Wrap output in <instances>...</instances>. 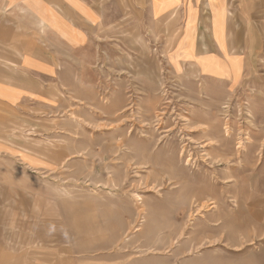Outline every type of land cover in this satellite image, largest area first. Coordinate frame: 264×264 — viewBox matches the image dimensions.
<instances>
[{
  "label": "rangeland",
  "instance_id": "obj_1",
  "mask_svg": "<svg viewBox=\"0 0 264 264\" xmlns=\"http://www.w3.org/2000/svg\"><path fill=\"white\" fill-rule=\"evenodd\" d=\"M139 3L98 0L51 103L13 113L0 264H264V15L163 30Z\"/></svg>",
  "mask_w": 264,
  "mask_h": 264
},
{
  "label": "crops",
  "instance_id": "obj_2",
  "mask_svg": "<svg viewBox=\"0 0 264 264\" xmlns=\"http://www.w3.org/2000/svg\"><path fill=\"white\" fill-rule=\"evenodd\" d=\"M97 1L0 0L1 190L7 185L8 178L5 179V174L10 173L8 168H11L13 161L19 163L27 158L21 148L13 147L10 143L7 129L13 113L21 112V107L30 103L42 107L51 103L50 89L55 80L62 81V67L66 63V57L84 45L88 29L102 24L106 18V14L97 8ZM134 1L140 4L141 0ZM145 1L150 19L160 22L159 26L163 25V30L166 25L172 27L171 20L167 18L174 10L178 11L181 26L183 21H187L188 10H192L191 24L195 32L202 31V28L205 30L206 19L209 20V30L212 32L213 20L218 14L226 16L218 24L224 26L226 33L231 31L236 16L242 17L244 21L255 22V17L264 15V0H179V4L164 9L157 15L154 0ZM13 16L18 19V26L13 27ZM24 16L35 23L30 34L22 32V27H27ZM211 47L215 52L208 54L223 58L214 39ZM13 151L16 155H13ZM5 210L6 205L0 204V213L5 214Z\"/></svg>",
  "mask_w": 264,
  "mask_h": 264
},
{
  "label": "bare ground",
  "instance_id": "obj_3",
  "mask_svg": "<svg viewBox=\"0 0 264 264\" xmlns=\"http://www.w3.org/2000/svg\"><path fill=\"white\" fill-rule=\"evenodd\" d=\"M227 133H228V131H227ZM228 134H229V133H228ZM202 188H203V187H202ZM203 190H204V188H203ZM209 190H210V189H209ZM199 191H201V190L199 189ZM199 191H198L197 195L200 194V196H201V193H199ZM206 193H207V195H209V196H210V194H212V193L209 194L208 192H206ZM202 194H203V193H202ZM204 195H206V194H204ZM195 196H196V195H194V197H195ZM203 197H204V196H203ZM206 197H207V196H206ZM207 198L209 199V197H207ZM191 199H193V198H190V200H191ZM193 200H194V199H193ZM193 200H192V201H193ZM196 200H197V198H196ZM198 200H199V199H198ZM192 201H191V203H193ZM197 202H198V201H197ZM197 202H194V203H197ZM208 202H210V201L208 200ZM194 203H193V204H194ZM215 203H216V202H215ZM204 204H205V203H204ZM210 204H211V203H210ZM206 205H207V202H206ZM214 205H215V204H214ZM214 205H213V206H214ZM261 206H263L262 203L259 204V205H257L258 209H257L255 212L251 213V214H252V215H255V217H256L257 219L259 218L260 221L264 222V208L261 210V209H260ZM208 207H209V206H206V208H208ZM215 207H217V209H218V206H215ZM215 207H214V208H215ZM252 207H253V206H252ZM215 209H216V208H215ZM203 210H204V209H203ZM200 211H201V210H200ZM208 211H209V210H208ZM224 217H225V216H224ZM219 219L221 220L222 217L219 218ZM227 219H228V218H227ZM217 220H218V219H217ZM215 221H216V220H215ZM227 221H228V220H227ZM215 223H216V222H215ZM224 223H225V221H224ZM217 225H218V224H217ZM219 225H220V224H219ZM213 226H214V224H213ZM217 227H218V226H217ZM201 241H202V240H201ZM198 243H199V245H200V242H198ZM196 244H197V243H196ZM199 245H197V248H198ZM201 245H202V244H201ZM201 245H200V246H201ZM213 246H214V245H213ZM238 248H239V247H238ZM191 249H192V245H191ZM239 249H240V248H239ZM190 252H191V251H190ZM216 261H217V260H216ZM214 262H215V261H214ZM219 263H221V262H219ZM199 264H200V263H199ZM224 264H225V263H224Z\"/></svg>",
  "mask_w": 264,
  "mask_h": 264
}]
</instances>
